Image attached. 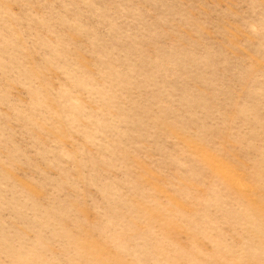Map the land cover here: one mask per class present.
I'll return each mask as SVG.
<instances>
[{
  "label": "rangeland",
  "instance_id": "rangeland-1",
  "mask_svg": "<svg viewBox=\"0 0 264 264\" xmlns=\"http://www.w3.org/2000/svg\"><path fill=\"white\" fill-rule=\"evenodd\" d=\"M0 264H264V0H0Z\"/></svg>",
  "mask_w": 264,
  "mask_h": 264
}]
</instances>
